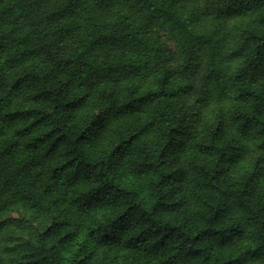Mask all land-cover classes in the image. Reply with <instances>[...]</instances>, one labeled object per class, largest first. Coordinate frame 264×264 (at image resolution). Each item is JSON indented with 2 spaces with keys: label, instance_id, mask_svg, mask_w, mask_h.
<instances>
[{
  "label": "trees",
  "instance_id": "trees-1",
  "mask_svg": "<svg viewBox=\"0 0 264 264\" xmlns=\"http://www.w3.org/2000/svg\"><path fill=\"white\" fill-rule=\"evenodd\" d=\"M0 264H264V0H0Z\"/></svg>",
  "mask_w": 264,
  "mask_h": 264
},
{
  "label": "clouds",
  "instance_id": "clouds-1",
  "mask_svg": "<svg viewBox=\"0 0 264 264\" xmlns=\"http://www.w3.org/2000/svg\"><path fill=\"white\" fill-rule=\"evenodd\" d=\"M125 11H126V9H125Z\"/></svg>",
  "mask_w": 264,
  "mask_h": 264
}]
</instances>
